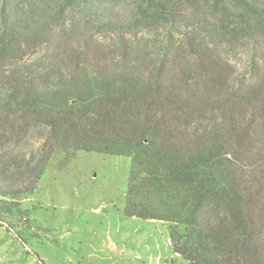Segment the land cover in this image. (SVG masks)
<instances>
[{
  "label": "trees",
  "instance_id": "1",
  "mask_svg": "<svg viewBox=\"0 0 264 264\" xmlns=\"http://www.w3.org/2000/svg\"><path fill=\"white\" fill-rule=\"evenodd\" d=\"M59 151L130 158L186 264H264V0H0V221Z\"/></svg>",
  "mask_w": 264,
  "mask_h": 264
},
{
  "label": "rangeland",
  "instance_id": "2",
  "mask_svg": "<svg viewBox=\"0 0 264 264\" xmlns=\"http://www.w3.org/2000/svg\"><path fill=\"white\" fill-rule=\"evenodd\" d=\"M110 39L101 38L107 49ZM12 157H37L36 139ZM128 157L59 151L19 217L0 221V264H186L166 223L123 213Z\"/></svg>",
  "mask_w": 264,
  "mask_h": 264
}]
</instances>
